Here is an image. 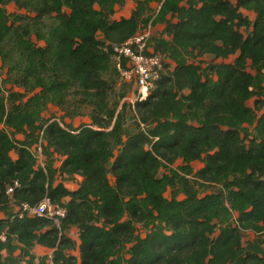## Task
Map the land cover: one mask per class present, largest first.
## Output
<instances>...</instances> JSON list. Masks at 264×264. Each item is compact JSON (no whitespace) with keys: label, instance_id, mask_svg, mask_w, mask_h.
Returning <instances> with one entry per match:
<instances>
[{"label":"trees","instance_id":"trees-1","mask_svg":"<svg viewBox=\"0 0 264 264\" xmlns=\"http://www.w3.org/2000/svg\"><path fill=\"white\" fill-rule=\"evenodd\" d=\"M131 1L116 19L127 0H0V264H264V0ZM158 25L167 38L148 45L174 68L119 110L132 86L112 103V45ZM49 105L64 116L45 120ZM87 107L91 124L65 122ZM76 176L75 191L58 182ZM46 197L59 228L16 211Z\"/></svg>","mask_w":264,"mask_h":264},{"label":"built area","instance_id":"built-area-1","mask_svg":"<svg viewBox=\"0 0 264 264\" xmlns=\"http://www.w3.org/2000/svg\"><path fill=\"white\" fill-rule=\"evenodd\" d=\"M147 30L125 43L112 45L114 61L120 72L121 82L132 86V97H127L124 101L132 105L137 101H144L149 98L156 89L158 82L166 74V66L169 63L166 56L154 52L148 45L151 36ZM124 61L125 65L123 64ZM35 154L39 163L43 165L40 147ZM17 186L18 183L16 182L14 187L8 188L7 194H13ZM19 212L20 217L27 213L29 216L51 220L58 228L61 219L66 216L65 208L53 204L47 197L34 206L27 203L23 204L19 207Z\"/></svg>","mask_w":264,"mask_h":264},{"label":"rangeland","instance_id":"rangeland-1","mask_svg":"<svg viewBox=\"0 0 264 264\" xmlns=\"http://www.w3.org/2000/svg\"><path fill=\"white\" fill-rule=\"evenodd\" d=\"M236 1L237 0H233L234 3ZM134 8H135V3L133 1H131V0H127V2H126L124 7L117 9V13H116L115 17L117 19L128 18V17H130V15L133 12ZM153 8L154 9L157 8V4H153ZM8 10H9L10 13H24L23 11L19 12L14 5H10L8 7ZM243 13L246 16H248L249 18H251L252 20H254L255 15L253 13L247 12V11H245V12L243 11ZM164 29H165L164 25L152 26V27L148 28L147 32H149L151 38H160V37L167 38L166 35L162 36V34L164 33ZM242 31L246 34L245 29H242ZM32 39H33L34 42H37L35 36ZM39 44L43 45L42 42H40ZM234 58L235 57H232L231 59H229V60H227L225 62H227V63L233 62ZM210 62H211V58L208 57V56L202 57V58H199V59L196 60V63L197 64H201L203 68H205L207 66V64H209ZM168 64H169L168 70H173L174 63L169 60ZM1 67H2V62L0 61V75L3 78H5L7 69L1 70ZM123 84L124 83H122L121 80H120V82L118 83V86H117L116 93L112 96V103L113 102L115 103L118 100L119 93H121V86ZM7 88H10V86H7ZM13 89H14V91L23 92V89H20V88H17V87H14ZM127 97L128 98L132 97V91L127 95ZM124 100L121 101V105L119 106V110L121 109V106L124 103ZM248 105L250 107L254 108L255 107V99L249 101ZM81 113H82V115H80L79 117H76L73 120L66 119L65 122L68 123V124H71L74 128H79L81 126L91 124L92 123L91 118H90L91 109L88 108V107L84 108L81 111ZM62 116H64V112L60 108H58L56 106H53V105H49L48 109L44 113V119L45 120H58ZM126 120H127L126 124H125L126 132L134 133L138 129V127H137V122H136V119H135V114H134V111H133L132 108H129L127 110ZM117 154H118V152L115 153V155H117ZM13 156L15 157V154H13ZM113 161L114 160H112V162ZM57 165H59V163ZM180 165H181V162H178V163L175 164L174 167L177 168ZM204 167H205V165L202 162L193 163V168H194L195 172H198V171L202 170ZM164 173H165L164 170H161L160 175H163ZM110 179H111V182L114 181V179L111 176H110ZM58 181H63V183L65 182V185H69V187H68L69 189H72V187H73L71 185V183H72L71 181H73V180H66V179L61 180V178H59ZM216 190H217V186L210 185V188L208 189V191H209L208 193L216 191ZM166 196L170 197V192H168L166 194ZM143 235H145V233H143ZM68 237L71 240L76 241L79 244V236H78L77 230L75 228L72 229L69 232ZM254 238H255V235L252 232H247L244 235L243 241H244V243H246L247 241L253 240ZM33 253L37 257V261H39L40 258L45 257V256H48L49 258L52 257V251L51 250L43 249V248H40V247H35ZM19 254H20V252H17L16 255H19ZM71 254L78 255L79 253H78V251H76V252H71ZM49 263L52 264L51 259L49 260Z\"/></svg>","mask_w":264,"mask_h":264},{"label":"crops","instance_id":"crops-1","mask_svg":"<svg viewBox=\"0 0 264 264\" xmlns=\"http://www.w3.org/2000/svg\"><path fill=\"white\" fill-rule=\"evenodd\" d=\"M116 18V17H115ZM117 19V18H116ZM59 163V165H57ZM57 164H56V166H60V162H58ZM62 180V179H61ZM71 180H73V181H71L72 183H71V185L73 186L72 187V189H69L68 187H69V185H65V182L63 183L64 185H65V187L67 188V189H69V190H71V191H75V190H77L78 188H79V184H80V182L82 181V178L81 177H79V176H76L75 177V179H71ZM58 182H61V181H58ZM16 211H19V208H16ZM36 247H40V248H43V249H46V248H44V247H41V246H36ZM34 251V250H33Z\"/></svg>","mask_w":264,"mask_h":264}]
</instances>
